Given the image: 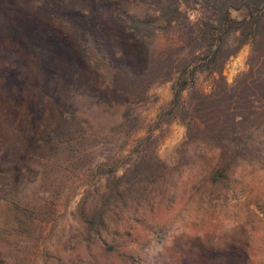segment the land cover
<instances>
[{
    "label": "rangeland",
    "instance_id": "1",
    "mask_svg": "<svg viewBox=\"0 0 264 264\" xmlns=\"http://www.w3.org/2000/svg\"><path fill=\"white\" fill-rule=\"evenodd\" d=\"M154 1L0 0V264H264V169L243 164L227 190L206 180L210 152L183 154L164 74L187 21L139 37L128 25ZM233 48L229 86L251 50ZM219 75L193 88L210 94ZM100 167L127 172V190L94 234L81 212L106 203Z\"/></svg>",
    "mask_w": 264,
    "mask_h": 264
},
{
    "label": "trees",
    "instance_id": "2",
    "mask_svg": "<svg viewBox=\"0 0 264 264\" xmlns=\"http://www.w3.org/2000/svg\"><path fill=\"white\" fill-rule=\"evenodd\" d=\"M152 4L154 13L150 17L137 13L127 16L131 32L138 37L155 31V27L168 29L187 21L179 56L169 55L166 67L163 66L166 78L172 73L176 75L164 115L178 119L186 127L183 154L190 149L194 153L210 152L207 182L231 189L236 181L235 172L243 164L264 169V0H155ZM192 6L197 16L190 21L186 14ZM240 10L245 14L237 19L232 12ZM230 45L234 48L227 56L234 55L244 45H249L251 50L248 70L229 86L219 73L222 53ZM201 73L219 75L213 78L210 94L193 88L196 75ZM185 91H188L186 99ZM75 120L74 112H66L59 129L69 130V122L73 124ZM60 133L53 138L61 139L64 132ZM100 168L110 174L106 203L90 219L81 212L94 234L103 230L110 203L123 198L127 190L124 184L127 172L117 178L114 168L106 171Z\"/></svg>",
    "mask_w": 264,
    "mask_h": 264
}]
</instances>
